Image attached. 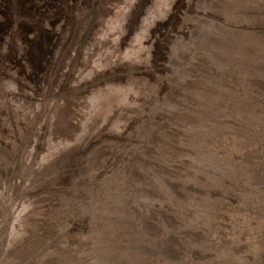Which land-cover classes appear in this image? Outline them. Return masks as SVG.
I'll return each mask as SVG.
<instances>
[{
    "label": "rangeland",
    "instance_id": "1",
    "mask_svg": "<svg viewBox=\"0 0 264 264\" xmlns=\"http://www.w3.org/2000/svg\"><path fill=\"white\" fill-rule=\"evenodd\" d=\"M0 264H264V0H0Z\"/></svg>",
    "mask_w": 264,
    "mask_h": 264
}]
</instances>
